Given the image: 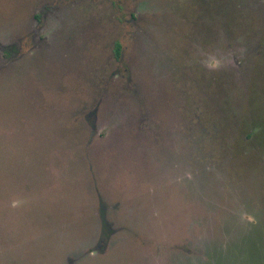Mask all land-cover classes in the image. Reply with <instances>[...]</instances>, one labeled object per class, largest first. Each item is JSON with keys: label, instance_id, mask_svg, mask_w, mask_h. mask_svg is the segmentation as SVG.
I'll use <instances>...</instances> for the list:
<instances>
[{"label": "rangeland", "instance_id": "1", "mask_svg": "<svg viewBox=\"0 0 264 264\" xmlns=\"http://www.w3.org/2000/svg\"><path fill=\"white\" fill-rule=\"evenodd\" d=\"M0 264H264V0H0Z\"/></svg>", "mask_w": 264, "mask_h": 264}, {"label": "clouds", "instance_id": "2", "mask_svg": "<svg viewBox=\"0 0 264 264\" xmlns=\"http://www.w3.org/2000/svg\"><path fill=\"white\" fill-rule=\"evenodd\" d=\"M205 64L210 69H216L218 66H223V59L218 57L215 53H209L205 59ZM240 221L249 225H255L258 223L257 217L248 211L240 213Z\"/></svg>", "mask_w": 264, "mask_h": 264}, {"label": "trees", "instance_id": "3", "mask_svg": "<svg viewBox=\"0 0 264 264\" xmlns=\"http://www.w3.org/2000/svg\"><path fill=\"white\" fill-rule=\"evenodd\" d=\"M114 52H115V56L118 57V59L121 58L122 44L119 41H117L115 44Z\"/></svg>", "mask_w": 264, "mask_h": 264}, {"label": "flooded vegetation", "instance_id": "4", "mask_svg": "<svg viewBox=\"0 0 264 264\" xmlns=\"http://www.w3.org/2000/svg\"><path fill=\"white\" fill-rule=\"evenodd\" d=\"M36 16L38 17V20H40V17H41V16H38V15H36ZM37 17H36V19H37Z\"/></svg>", "mask_w": 264, "mask_h": 264}]
</instances>
